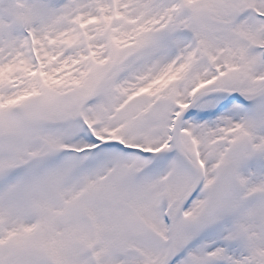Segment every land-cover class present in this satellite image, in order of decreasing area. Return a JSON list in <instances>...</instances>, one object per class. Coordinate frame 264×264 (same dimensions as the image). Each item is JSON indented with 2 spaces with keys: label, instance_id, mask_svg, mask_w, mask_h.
<instances>
[{
  "label": "snow or ice",
  "instance_id": "6c2138e0",
  "mask_svg": "<svg viewBox=\"0 0 264 264\" xmlns=\"http://www.w3.org/2000/svg\"><path fill=\"white\" fill-rule=\"evenodd\" d=\"M0 264H264V0H0Z\"/></svg>",
  "mask_w": 264,
  "mask_h": 264
}]
</instances>
